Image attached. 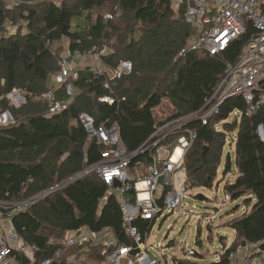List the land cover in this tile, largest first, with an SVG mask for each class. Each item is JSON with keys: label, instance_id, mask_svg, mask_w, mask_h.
<instances>
[{"label": "trees", "instance_id": "obj_1", "mask_svg": "<svg viewBox=\"0 0 264 264\" xmlns=\"http://www.w3.org/2000/svg\"><path fill=\"white\" fill-rule=\"evenodd\" d=\"M18 1L19 5L8 10L0 0V29L5 21L17 26L14 33L0 38V114L8 111L14 121L0 126V202H18L47 192L12 219L13 230L38 249V260L51 257L59 247L49 246L50 239L60 241L84 228L92 233L110 230L120 243L131 244L122 227L118 197L108 194L95 174L84 173L100 160L103 147L87 141L78 122L81 113L89 115L97 128L115 126L127 150L137 152L130 164L132 176L152 163L153 140L159 139V145L172 149L177 138L193 131L196 136L181 165L189 188L212 187L226 134L235 133L237 175L232 184L223 187L231 202L240 200L245 209L229 222L234 241L230 246L220 241L218 261L205 262L202 254L195 252L197 261L183 260L181 264H230L229 254L241 242L264 239V143L255 132L264 122V107L250 118L230 119L233 110H244L245 106L239 97L227 98L207 117L205 125L200 120L216 101L210 102L226 66L237 61L254 33L251 25L216 56L193 51L176 58L196 36L184 22L183 0L176 8L172 0ZM115 8L122 13L105 20L104 15L114 13ZM64 42L72 55L105 48L100 60L106 70H113L120 61L131 62L129 76L110 81L113 105L98 100L108 93L102 87L106 76L92 74L90 64H81L78 78L72 82V104L67 111L47 117V104L34 97L52 90ZM13 89L24 93L25 102L18 108L4 99ZM55 94L63 99L64 88ZM163 103L172 113L160 122L154 111ZM230 159L227 154L225 175L231 169ZM133 195L130 191L128 197ZM135 225L142 232L147 224L137 220ZM171 245L168 242L166 247ZM82 255L95 263L102 260L100 247L93 243L86 244L77 256ZM14 256L26 264L25 257ZM53 264L76 263L62 258ZM81 264L86 262L81 260Z\"/></svg>", "mask_w": 264, "mask_h": 264}, {"label": "built area", "instance_id": "obj_2", "mask_svg": "<svg viewBox=\"0 0 264 264\" xmlns=\"http://www.w3.org/2000/svg\"><path fill=\"white\" fill-rule=\"evenodd\" d=\"M1 1L8 10H13L20 4L18 0ZM183 5L184 22L196 32V36L178 52L176 58H183L187 52L193 51H203L209 56H216L232 41L243 36L248 25L254 30L241 48L237 61L226 66L224 75L210 100V102L216 100L214 105L200 117L202 124H206L207 117L216 112L217 107L225 99L232 97L241 98L245 106L244 110H233L230 114L232 118L254 116L264 107V0H183ZM121 13L119 8H115L114 13L105 14L104 19L113 20ZM11 28L10 22H3L0 38L11 34L9 32ZM105 53L106 49L103 48L88 51L84 55H72L68 48L65 49L58 62L60 72L52 79L59 88H64L63 99H58L56 90L53 89L34 97L47 104V117L67 111L72 104L75 95L72 82L78 78L77 63L90 64L88 68L90 73L106 76L102 87L108 93L98 100L108 105L114 104L110 81L129 76L132 64L130 61H120L113 70H106L100 60ZM68 57L71 58L70 62H67ZM2 99L3 97H0V100ZM4 99L13 107L21 106L25 100L24 93L18 89H13ZM78 122L87 136V141H95L98 146L103 147L100 160L88 167L84 173L95 174L106 186L107 193L113 192L118 197L122 227L131 244L120 243L110 230L92 233L84 228L66 234L60 241L50 239L49 246L57 244L59 247L51 257L38 260L36 256L38 249L27 244L13 228L8 229V226H12V219L16 214L35 205L47 193L45 192L18 202H0V264H20L15 256L13 257L14 254L25 257L26 264H53L60 261L69 249L81 251L88 243L100 247L102 260L97 264H161L151 252L160 250L162 253V245L148 244L149 233L156 220H163L168 214L180 209L182 201L187 198L188 186L185 184V175L183 181H178L180 187L177 189L175 173L181 169L184 155L195 138V133L191 130L186 131L177 138L172 149L159 145L160 140H153L155 134L152 135L148 140V142L153 140L152 163L141 173L132 176L130 164L137 152L127 150L120 140L117 128L115 126L97 128L93 119L86 113L79 114ZM11 123L13 119L8 111L0 114V126ZM255 132L258 139L264 143V122L256 126ZM177 150L179 153L176 155ZM160 177L161 182L158 181ZM130 191L134 193L132 199L128 197ZM102 203L103 201H100L99 205ZM213 219L211 217L210 221ZM137 220L146 222L144 231L140 232L135 225ZM196 251L191 248L186 254L192 256ZM228 258L230 264L237 261V264H264V239L252 243L245 242L244 246L240 243ZM218 259L216 257L215 261Z\"/></svg>", "mask_w": 264, "mask_h": 264}, {"label": "rangeland", "instance_id": "obj_3", "mask_svg": "<svg viewBox=\"0 0 264 264\" xmlns=\"http://www.w3.org/2000/svg\"><path fill=\"white\" fill-rule=\"evenodd\" d=\"M172 3L174 8L182 5L181 0H172ZM16 30L17 26L14 25L9 32L14 33ZM63 47L64 52L66 49L65 42ZM171 113L172 109L169 105L163 103L154 111V116L157 121L162 122L166 121ZM230 119H232L231 116ZM173 123L175 121L168 123L166 126H171ZM234 139L235 133L226 134L221 163L216 172V181L212 184V187L210 189L188 187L186 190L187 198L182 201L181 208L175 210L172 214H168L164 221L159 219L152 225L148 244L155 245L159 243L162 245V253L160 250L151 252L161 264H181V262L184 263L183 260L187 262L195 261L194 255L188 256L186 254V251L191 248L202 254L205 261L212 262L221 252L222 244L220 241L223 240L226 246H230L234 241L232 230L227 226L229 225L227 221L230 219V214L238 216L242 209L245 210L240 200L231 202L230 197L223 190L224 185L232 184L237 175L234 165ZM227 154L231 158V169L225 175L223 174V168ZM139 169L141 168L136 171ZM143 174H145V171ZM183 177L184 172L179 169L175 173V187L177 189L180 187L178 181H183ZM237 205L238 208L234 210ZM211 217L214 219L210 221ZM195 240L198 241V245H194ZM168 242H171L172 245L166 247ZM85 255L78 256L80 258L77 263L74 258L70 261L81 264V260H84L86 264H97L94 261H89L90 259Z\"/></svg>", "mask_w": 264, "mask_h": 264}, {"label": "crops", "instance_id": "obj_4", "mask_svg": "<svg viewBox=\"0 0 264 264\" xmlns=\"http://www.w3.org/2000/svg\"><path fill=\"white\" fill-rule=\"evenodd\" d=\"M78 23H80L81 25L83 24V21L81 20V18H80V20H79V22ZM14 25H12V27H13ZM66 43V49H67V42H65ZM77 65L78 66H80L81 64H79V63H77ZM51 86H52V89L53 90H57V89H59V87L53 82V80H52V82H51ZM23 102H25V100H23ZM24 104V103H23ZM15 108H18V107H15ZM10 114V113H9ZM14 122V121H13ZM11 124H13V123H11ZM10 125V124H9ZM142 171L141 170H139L138 171V173H141ZM244 211H243V209L241 210V213H243ZM240 213V214H241ZM239 214V215H240ZM238 215V216H239ZM238 216H234L233 214H230V219L227 221L228 223L233 219V218H235V217H238ZM164 220V219H163ZM162 220V221H163ZM227 223V224H228ZM226 224V225H227ZM228 226V225H227ZM8 229H12V226L11 227H9L8 226ZM231 230V229H230ZM232 233H233V236L235 237V232L232 230ZM65 237V236H64ZM63 237V238H64ZM81 251H79V250H77V249H69L68 251H66L65 253H64V255L62 256V258H64V260H66L67 262H71V263H77L78 262V253H80ZM221 254V252L219 253V255ZM67 255H69V256H67ZM219 255H217V257H219ZM67 257H69V258H67ZM74 258V261L75 262H72V261H70L71 259H73ZM178 260H181V259H178ZM215 260H216V258H215ZM182 261V260H181ZM195 261H197L196 259H195ZM195 261H190V262H195ZM205 261V260H204ZM205 262H207V261H205ZM238 263V261L237 262H235V263H232V264H237Z\"/></svg>", "mask_w": 264, "mask_h": 264}, {"label": "water", "instance_id": "obj_5", "mask_svg": "<svg viewBox=\"0 0 264 264\" xmlns=\"http://www.w3.org/2000/svg\"><path fill=\"white\" fill-rule=\"evenodd\" d=\"M70 61H71V58L68 57V58H67V62H70ZM158 181L161 182V181H162V178L160 177V178L158 179ZM241 245L244 246V245H245V242H241Z\"/></svg>", "mask_w": 264, "mask_h": 264}, {"label": "bare ground", "instance_id": "obj_6", "mask_svg": "<svg viewBox=\"0 0 264 264\" xmlns=\"http://www.w3.org/2000/svg\"><path fill=\"white\" fill-rule=\"evenodd\" d=\"M179 153V150L176 151V155Z\"/></svg>", "mask_w": 264, "mask_h": 264}]
</instances>
